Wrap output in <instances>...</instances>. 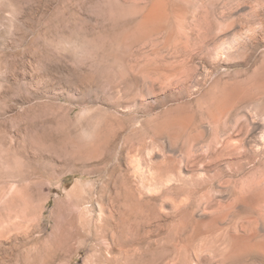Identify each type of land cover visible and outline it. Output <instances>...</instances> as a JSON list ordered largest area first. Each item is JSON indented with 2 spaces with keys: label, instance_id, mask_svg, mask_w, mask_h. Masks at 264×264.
Here are the masks:
<instances>
[{
  "label": "rangeland",
  "instance_id": "374dc122",
  "mask_svg": "<svg viewBox=\"0 0 264 264\" xmlns=\"http://www.w3.org/2000/svg\"><path fill=\"white\" fill-rule=\"evenodd\" d=\"M0 264H264V0H0Z\"/></svg>",
  "mask_w": 264,
  "mask_h": 264
}]
</instances>
